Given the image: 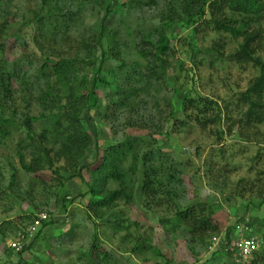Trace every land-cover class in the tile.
<instances>
[{"label":"rangeland","instance_id":"374dc122","mask_svg":"<svg viewBox=\"0 0 264 264\" xmlns=\"http://www.w3.org/2000/svg\"><path fill=\"white\" fill-rule=\"evenodd\" d=\"M124 1L115 0V11L108 14L104 3L93 0H0V28H6L0 33V47L4 46L0 64L5 62L15 76V100L0 108V118L11 119L2 125L9 134H0V264H235L227 255L210 252L208 245L194 240L178 219L176 210L199 203L213 209L219 233L239 221L251 223L252 234L261 240L262 253L254 254L249 264H264V123H246L249 105L242 96L259 76V68L233 57L242 37L217 32L206 24H197L195 29L186 21L167 25L162 17L165 0L139 6L131 1L121 5ZM49 11L57 14L56 18ZM38 12L48 17L45 32H40L35 22ZM102 24L116 35L120 62L126 63L124 74L135 68L142 74L153 70L140 54L142 37L156 39L159 32H165L175 47L167 58L166 71L157 73L163 77L160 84L145 88L137 75L134 83L144 88L141 100L135 109L118 110V122L103 118L110 91L101 82L99 106L83 112L82 123L97 142L88 162L99 150L122 143L125 133L138 136L134 137L137 159L129 154L125 161L127 170L135 165V171H127L126 177L131 200H119L108 221L95 220L86 212L90 200L89 196L80 197L87 188L79 179L68 181L61 171L54 181L48 169L44 171L48 183H43L21 168L18 155L20 145L25 144L20 129L23 116L43 112L37 98L52 70L45 67V55L88 59L83 37L90 38ZM249 29L260 30L263 43L256 55L264 60V15ZM100 55L101 51L94 59ZM119 65L109 55L102 77L109 70L117 71ZM92 70L91 65L81 63L77 74L90 75ZM92 80L93 75L90 85ZM187 96L205 98L206 112L187 109L178 120L162 119L159 109L170 100L180 107ZM131 115L145 120L150 128L124 131L125 118ZM196 115L204 120L197 121ZM53 124L46 118L36 127L52 128ZM161 129L162 134L155 133ZM148 152L153 154L148 169L156 172L161 196L170 193L168 204H148L143 194L141 158ZM26 157L31 160L30 151ZM62 165L63 161L53 168ZM85 176L89 178L88 172ZM64 186L71 191V198L78 197L66 211L56 198ZM111 187L120 188L117 182ZM42 212L51 214L53 223L40 229L42 233L25 252L12 249L10 241ZM116 222L120 227H114Z\"/></svg>","mask_w":264,"mask_h":264},{"label":"trees","instance_id":"16d2710c","mask_svg":"<svg viewBox=\"0 0 264 264\" xmlns=\"http://www.w3.org/2000/svg\"><path fill=\"white\" fill-rule=\"evenodd\" d=\"M93 1L104 3L108 14L115 11L113 6L115 0ZM128 1H131L133 6H139L143 3L151 5L158 0H126L121 5H128ZM162 8V17L167 21V25L175 21H186L189 26H193L195 29L197 24H206L217 32L230 33L232 36L243 38V42L239 44L233 57L243 64L252 63L260 70L259 76L252 81L249 88L242 94L244 101L249 105L245 113L246 123L251 126L264 123V60L256 55L262 49L260 45L263 40L259 29H249L255 19L257 20V18L264 15V0H165ZM49 14L54 15V17L57 15L52 14L51 11H49ZM73 16L74 14H71L70 19ZM236 16H240L241 19ZM35 22L39 24L38 30L40 32L47 30V16L38 12L35 14ZM5 32V27L0 28V33L4 34ZM89 37H83V45L89 53L88 59H61L52 55H45V67L49 68L51 66L52 70L51 78L45 80V87L41 88L37 98L43 112L40 115L26 113L23 116L20 129L25 133V144L20 145L18 155L21 168L31 175L39 177L43 183H48L45 180L46 175H44V171L48 169L52 171L51 179L54 181H57L56 176L61 171L65 173L68 181L79 179L87 188L80 197L89 196L90 200L86 212L95 220L104 219L108 221L107 217L116 209L119 200H124L126 203L131 200L132 192L128 191L129 188L127 189L126 177L127 171H135V165L130 166L127 170L125 161L128 160L129 154H133L131 156L135 160L137 159L134 146L136 145L135 138L138 136L125 133L126 139L122 143L109 146L102 151L99 150L95 159L88 162L89 153L97 142L82 123L83 112L99 106L98 83L101 82L110 91L106 96L108 104L103 118L107 122H118L120 119V116L116 115L118 110L135 109L137 100H141V92L144 91V88L134 83L137 75L140 76L141 82H145V88L153 84H160L163 77L161 78L157 73L159 70L166 71L168 67L167 58L175 51V47L165 32H159L156 39L152 35L142 37L140 54L151 63L150 65H153V70L151 72L148 69L145 74H142L137 72V68H135L124 74L126 63L124 61L120 62V48L116 43V35L109 32L102 24ZM106 46H110L109 50H106ZM3 47H0V51ZM99 51H101V55L94 59V55ZM109 55H113L120 65L117 71L109 70L106 72V76L102 77ZM81 63L93 67L91 76L89 73L77 74V67ZM5 65V62L0 64L1 109H5L7 104L15 100L13 96L14 71L6 69ZM92 75L93 80L90 85ZM205 100L203 97L187 96L184 97V102L182 101L180 107L170 100L165 108L158 111L162 119L166 121L172 118L178 120V115L182 112L186 113L187 109L193 112L205 113L208 109L206 107H209L205 106ZM199 117V115H196L195 119L202 122L204 119ZM46 118L53 120V127L48 128L42 125L41 129H37L36 124L38 122L43 124ZM4 123H11V119L0 118V134L6 136L9 132L7 128L2 126ZM205 123L207 124V121ZM113 127L116 126L113 125ZM128 128L146 130L150 128V125L145 120H138L131 115L125 118L124 121V131ZM152 132L154 133V131ZM163 132V129L155 131L157 134ZM27 151H30V161L26 157ZM152 156L153 154L148 152L141 158L144 164L143 194L147 198L148 204H164L166 202L168 204L169 199L167 197L171 196L170 193L161 196L163 192L160 193L161 188L156 185V172L150 168L148 169L147 162L148 160L151 161ZM61 161H63V165L58 170L54 169V165ZM85 172H88L89 178H86ZM115 182L119 183L120 188L114 189L111 187V184ZM65 186L61 193L58 192L56 195V198L62 201L64 211L67 210L69 203H73L78 199V197L71 198V191ZM176 211L178 219L188 228L193 239L201 241L205 245H209L211 237L219 234L221 230L215 220L213 209H209L201 203L185 210L178 209ZM49 215L51 216L50 220L44 222L42 227L53 223L52 215ZM37 216L33 217L31 223ZM249 224L251 225V223ZM114 227H120L119 222L114 223ZM233 229V227L226 229L223 242L225 240L230 242L229 239ZM41 233L42 230H39L32 241H36ZM95 237L97 238L96 234ZM30 243L24 246L23 252L27 250ZM217 252L225 254L220 249L215 254ZM261 253L260 249L255 252L257 255ZM254 263L252 262V264ZM206 264L208 263L206 262Z\"/></svg>","mask_w":264,"mask_h":264},{"label":"built area","instance_id":"2783aa9c","mask_svg":"<svg viewBox=\"0 0 264 264\" xmlns=\"http://www.w3.org/2000/svg\"><path fill=\"white\" fill-rule=\"evenodd\" d=\"M47 212H42L33 220L29 227L19 233L18 236L10 241L12 249L22 251L24 246L28 245L37 235L44 222L50 220ZM226 230L211 237L208 245L210 252H216L220 249L235 264H249L253 255L260 249V239L252 234V228L249 222L239 221L235 224L233 233L230 236V242L222 241Z\"/></svg>","mask_w":264,"mask_h":264}]
</instances>
